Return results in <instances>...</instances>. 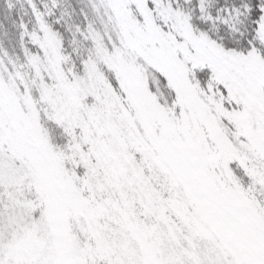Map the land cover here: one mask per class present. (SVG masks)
<instances>
[{
    "label": "snow or ice",
    "instance_id": "1",
    "mask_svg": "<svg viewBox=\"0 0 264 264\" xmlns=\"http://www.w3.org/2000/svg\"><path fill=\"white\" fill-rule=\"evenodd\" d=\"M0 264H264V0H0Z\"/></svg>",
    "mask_w": 264,
    "mask_h": 264
}]
</instances>
